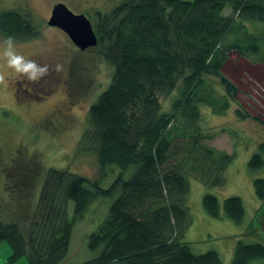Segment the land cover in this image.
Wrapping results in <instances>:
<instances>
[{"label": "trees", "instance_id": "trees-1", "mask_svg": "<svg viewBox=\"0 0 264 264\" xmlns=\"http://www.w3.org/2000/svg\"><path fill=\"white\" fill-rule=\"evenodd\" d=\"M249 23L264 24V0H125L109 14L99 13L93 24L97 47H104L114 75L89 109L84 141L98 156L102 178L115 169L117 175L104 188L102 179L48 171L38 221L21 230L0 217V244L11 248L9 264L24 257L29 264H61L75 223L93 202L113 197L105 220L89 237V248L100 253L82 264H223L216 251L196 255L183 240L192 224L189 178L207 187L226 186L224 174L235 154L209 146L211 137L199 122L202 107L224 115L235 101L237 88L222 73L231 52L264 61V31L251 32ZM0 34L27 41L40 30L29 15L5 11ZM174 92L166 110L161 99ZM237 114L252 117L242 109ZM249 169H264V142ZM30 174L16 179V187H31L34 181H24ZM254 187L261 202L256 219L264 227V178H256ZM56 197L73 204L71 217L66 205L57 208ZM203 204L212 218L238 224L245 219L240 197L226 198L222 207L206 194ZM261 258L264 244L240 241L231 264Z\"/></svg>", "mask_w": 264, "mask_h": 264}, {"label": "rangeland", "instance_id": "rangeland-1", "mask_svg": "<svg viewBox=\"0 0 264 264\" xmlns=\"http://www.w3.org/2000/svg\"><path fill=\"white\" fill-rule=\"evenodd\" d=\"M124 1L0 0V13L18 11L29 15L40 30L37 38L16 40L18 50L40 63L64 66L63 72H53L37 84L10 73L9 87L0 86V217L7 223L17 222L21 230H28L40 219L38 202L48 171H70L90 181L102 179L104 188L111 186L117 175L115 169V174L107 173L110 176L102 178L98 156L84 141L90 130L89 109L112 82L114 67L103 57L104 47L81 51L63 30L50 27L48 21L58 3H64L75 14H85L94 24L99 13L109 14ZM224 13L230 15L231 10L227 8ZM248 27L251 32L264 31L262 23H249ZM222 73L237 88L235 101L224 115L202 107L199 124L211 137L206 141L209 146L235 154V158L225 171L227 183L223 188L207 187L189 178L192 224L183 240L194 254L216 251L223 264H231L240 241L264 244V227L256 219L261 202L254 187L256 178H264V169L257 173L249 169L251 157L264 142V125L254 119L264 122V61H251L233 51ZM175 94L161 99L166 110ZM237 109L252 117L240 119ZM30 171L32 174L24 181L34 184L16 187L14 181L23 180ZM131 173H126L127 177ZM206 194L215 195L222 207L226 198L240 197L246 212L244 221L238 224L228 218L210 217L203 204ZM114 198H99L75 223L68 254L61 264H82L99 255L100 249L89 248V237L105 220ZM65 205L71 217L72 203L62 199L57 208ZM15 264L29 262L24 257ZM250 264H264V258Z\"/></svg>", "mask_w": 264, "mask_h": 264}, {"label": "clouds", "instance_id": "clouds-1", "mask_svg": "<svg viewBox=\"0 0 264 264\" xmlns=\"http://www.w3.org/2000/svg\"><path fill=\"white\" fill-rule=\"evenodd\" d=\"M19 45L13 35L0 37V86L9 87L10 73L37 84L53 72L59 74L64 71V66L56 63H40L18 50Z\"/></svg>", "mask_w": 264, "mask_h": 264}, {"label": "water", "instance_id": "water-1", "mask_svg": "<svg viewBox=\"0 0 264 264\" xmlns=\"http://www.w3.org/2000/svg\"><path fill=\"white\" fill-rule=\"evenodd\" d=\"M48 25L63 30L81 51L96 48L98 45V36L92 21L85 14H75L64 3L53 7Z\"/></svg>", "mask_w": 264, "mask_h": 264}, {"label": "crops", "instance_id": "crops-1", "mask_svg": "<svg viewBox=\"0 0 264 264\" xmlns=\"http://www.w3.org/2000/svg\"><path fill=\"white\" fill-rule=\"evenodd\" d=\"M11 255V248L7 244H0V264H8L7 260Z\"/></svg>", "mask_w": 264, "mask_h": 264}, {"label": "bare ground", "instance_id": "bare-ground-1", "mask_svg": "<svg viewBox=\"0 0 264 264\" xmlns=\"http://www.w3.org/2000/svg\"><path fill=\"white\" fill-rule=\"evenodd\" d=\"M51 27V26H50ZM57 28V27H56ZM77 47V46H76ZM2 244H4V243H2ZM10 257V256H9ZM9 259V258H8ZM7 262H8V260H7ZM8 264H9V262H8Z\"/></svg>", "mask_w": 264, "mask_h": 264}]
</instances>
